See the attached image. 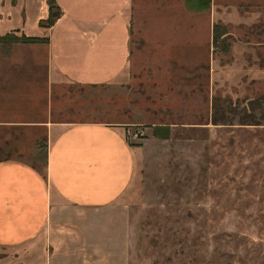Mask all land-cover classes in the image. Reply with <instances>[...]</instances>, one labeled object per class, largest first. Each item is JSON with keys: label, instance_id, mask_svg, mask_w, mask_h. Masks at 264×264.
<instances>
[{"label": "rangeland", "instance_id": "obj_1", "mask_svg": "<svg viewBox=\"0 0 264 264\" xmlns=\"http://www.w3.org/2000/svg\"><path fill=\"white\" fill-rule=\"evenodd\" d=\"M131 28L124 86L50 91L44 45L0 38V121L129 123L134 172L115 204L127 264H264V124H240L264 96V0H133ZM215 98L230 103L226 124L211 120ZM0 134V157L44 172L45 129ZM32 253L0 249V264Z\"/></svg>", "mask_w": 264, "mask_h": 264}, {"label": "crops", "instance_id": "obj_2", "mask_svg": "<svg viewBox=\"0 0 264 264\" xmlns=\"http://www.w3.org/2000/svg\"><path fill=\"white\" fill-rule=\"evenodd\" d=\"M53 1L58 15L47 24L48 0H0V37L44 45L50 91L129 84L133 0ZM46 108L49 115V96ZM128 124L1 120L4 132L45 129L46 147L44 172L19 158L0 157V249H29L32 264H127L125 214L115 204L134 172L136 146L126 137ZM1 144L10 147L8 139Z\"/></svg>", "mask_w": 264, "mask_h": 264}, {"label": "trees", "instance_id": "obj_3", "mask_svg": "<svg viewBox=\"0 0 264 264\" xmlns=\"http://www.w3.org/2000/svg\"><path fill=\"white\" fill-rule=\"evenodd\" d=\"M49 4V16L46 19L47 24H51L56 16L58 15V11L56 10V7L54 6V1L53 0H48ZM9 36V35H7ZM7 36H3L0 38H4ZM25 40L32 41L34 39L26 38L24 37ZM257 104L256 107H254ZM264 105V96H261L260 98H256L253 100L248 101V107L249 111H245L243 115L240 118V124H248V125H258V124H264L261 123V120L264 119V110L261 113L259 117L256 116L255 114V109L258 108L260 105ZM230 107L229 105H224L222 102H220L219 98H215L212 101V116L211 120L214 124H226L229 122L228 116L226 115V111H229L228 108ZM247 110V109H245ZM262 110V107H261Z\"/></svg>", "mask_w": 264, "mask_h": 264}, {"label": "built area", "instance_id": "obj_4", "mask_svg": "<svg viewBox=\"0 0 264 264\" xmlns=\"http://www.w3.org/2000/svg\"><path fill=\"white\" fill-rule=\"evenodd\" d=\"M135 137L137 138L138 136H137V135H135Z\"/></svg>", "mask_w": 264, "mask_h": 264}]
</instances>
